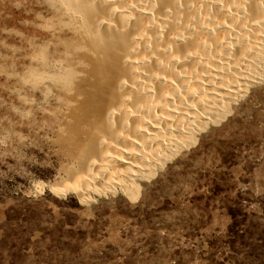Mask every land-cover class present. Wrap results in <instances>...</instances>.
I'll use <instances>...</instances> for the list:
<instances>
[{
	"label": "rangeland",
	"instance_id": "obj_1",
	"mask_svg": "<svg viewBox=\"0 0 264 264\" xmlns=\"http://www.w3.org/2000/svg\"><path fill=\"white\" fill-rule=\"evenodd\" d=\"M51 1L0 0V264H264V60L186 146L110 187L73 175L57 90L22 79L58 32Z\"/></svg>",
	"mask_w": 264,
	"mask_h": 264
},
{
	"label": "bare ground",
	"instance_id": "obj_2",
	"mask_svg": "<svg viewBox=\"0 0 264 264\" xmlns=\"http://www.w3.org/2000/svg\"><path fill=\"white\" fill-rule=\"evenodd\" d=\"M51 2L58 14L45 28L58 19V32L43 44L74 72L57 94L75 177L127 184L186 146L262 70L264 0Z\"/></svg>",
	"mask_w": 264,
	"mask_h": 264
},
{
	"label": "clouds",
	"instance_id": "obj_3",
	"mask_svg": "<svg viewBox=\"0 0 264 264\" xmlns=\"http://www.w3.org/2000/svg\"><path fill=\"white\" fill-rule=\"evenodd\" d=\"M39 60L38 69L26 70L22 79L33 91H39L44 100L54 96V90L68 91L72 87L74 72L71 68L62 67L61 61L51 60L47 49L34 59Z\"/></svg>",
	"mask_w": 264,
	"mask_h": 264
}]
</instances>
